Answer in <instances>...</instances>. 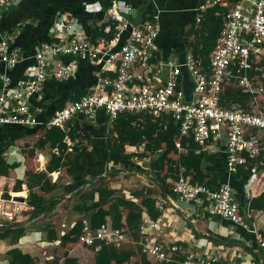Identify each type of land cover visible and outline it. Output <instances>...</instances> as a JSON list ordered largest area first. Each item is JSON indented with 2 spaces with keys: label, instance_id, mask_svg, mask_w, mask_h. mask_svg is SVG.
<instances>
[{
  "label": "built area",
  "instance_id": "1",
  "mask_svg": "<svg viewBox=\"0 0 264 264\" xmlns=\"http://www.w3.org/2000/svg\"><path fill=\"white\" fill-rule=\"evenodd\" d=\"M17 0H0V28L6 12L16 5ZM127 1L126 4H122ZM135 0H109V21L104 29L106 37L93 41L84 33L78 20L65 18L52 29L54 42L45 43L35 56L36 73L13 83L8 75L1 76L0 127L18 126L26 128L56 127L66 130L77 117L94 120L98 111H104L115 123L123 114H143L157 120L172 118L179 124L181 136L192 135L203 151L219 150L222 144L229 172L247 163L245 154L254 158L261 150L264 135V113L246 112L237 106L223 108L221 97L226 81L234 78L245 93L256 89L247 76H237L252 70L264 59V0H204L195 10L201 23L204 13L215 6L226 9L223 14L221 34L208 65L192 54L181 60L174 55L160 56L155 44L161 28L158 17L139 20L134 8ZM20 31L6 35L0 40V67L12 71L19 63V50L14 44ZM69 57L66 65L60 58ZM96 61L104 73L113 77H101L90 93L80 100L69 103L47 122L39 120L40 107L31 101L50 78L68 80L77 72V62ZM257 70V68H256ZM178 203L199 206L211 217L227 219L245 230L252 229L246 221L251 212L241 216L240 205L230 185L217 188L193 183L182 176L174 184ZM5 201L17 204L15 199L0 197V216L9 223L17 220L20 207L7 211ZM163 204H157L163 210ZM79 243L86 247L101 249V244L120 249L128 241L126 231L116 230L109 223L92 231L88 221ZM66 229L67 225L62 224ZM145 236L143 252L158 263L175 264H220L216 255L190 251L183 255L182 248L165 244L157 236L163 234L159 222L144 216L140 229ZM255 237L264 249V235L255 231Z\"/></svg>",
  "mask_w": 264,
  "mask_h": 264
},
{
  "label": "crops",
  "instance_id": "2",
  "mask_svg": "<svg viewBox=\"0 0 264 264\" xmlns=\"http://www.w3.org/2000/svg\"><path fill=\"white\" fill-rule=\"evenodd\" d=\"M200 2V0L134 1L135 17L139 20L144 21L153 16L158 17L161 28L160 38L155 44L158 55L164 57L174 55L182 60L185 54L189 53L187 45L194 39V36L189 37L188 40L186 36L194 25L195 10ZM126 3L127 1L122 2V4ZM108 6L109 0H17L16 5L3 16L0 40L6 35L20 31L15 41V47L20 52L19 63L12 71L0 67V86L3 75L10 76L15 83L19 79L31 77L36 73L35 56L43 44L54 42L51 31L59 21L62 22L65 18L78 20L86 36L92 39V30L109 21ZM59 60L60 63L66 65L72 61V58L62 57ZM77 66L76 74L68 80L56 78L47 80L40 93L32 99V106L42 109V113L39 114L41 122L47 123L57 111L90 93L101 77L114 76L111 73L102 72L101 65L96 61L80 60L77 62ZM72 122L81 127V134L87 139L84 144L88 145L90 149V157L82 161L79 169L62 170L51 174L53 182L58 181L60 185L64 186L85 179L90 182L99 177L115 174L114 171L119 173L133 170L130 174H126L129 178H125L126 175L116 177L112 187L117 190L123 189L128 199H133L131 194L137 186L153 187L152 181L147 175L151 158L137 157V154L144 152V146H126V153L132 156L130 160L109 150L108 144L110 141L113 142L118 135L114 131V123L108 119L104 111H98L94 120L79 116ZM9 130V127L0 128V142ZM25 130L37 132L40 129L36 127ZM41 136L40 132L31 140L29 138L30 147H33ZM24 144L25 141L21 140L17 142V146L7 151L8 163H20V167L15 172L11 171L10 178L0 177V192L12 195L13 197H11L18 201L16 205L13 202L5 201L6 210L11 211L14 206L20 207L17 221L14 223L30 220L29 215L26 214L31 211L26 202L29 194L27 187L24 185L21 192L13 191L16 180L24 179L27 171V157L21 152ZM74 144L75 142L67 139L70 151ZM223 150L224 148L221 147L219 150L207 151L210 157L205 168L207 166L206 172L211 175V187L230 185L243 215H245L249 212L251 201L264 193V168L255 170L247 177L239 176L237 171L231 173L224 163V156L221 158L218 156L220 153L224 154ZM37 153L40 157L37 166L39 170H43L50 159V149H46L43 154L39 151ZM61 192L62 190L56 191L55 196L60 195ZM70 197L72 195L60 198L54 211L58 210L60 214L61 201ZM169 198L175 200L172 197H165V202H159L163 205L166 204V206L162 205L165 208L162 210L163 218L159 224L163 234L157 236L159 241L181 247L183 255L190 251L216 255L220 259V264H264V249L260 247L255 237V231L264 235V212L254 211L251 219L246 221L251 224L254 230H245L227 219L211 217L199 206L177 202L179 207L175 208L170 204ZM65 212L62 211L61 215H65ZM61 217L63 218V216ZM80 218L81 216L72 215L63 224L68 228ZM14 223H9L0 216V225ZM54 223L58 225L57 231L61 237L64 230L61 228L62 224H58L56 221ZM47 236L43 226H39L36 229H29L27 236L15 246L11 245L9 239L0 240V264H9L7 253L15 247L30 254L39 264H45L48 260L54 261V258L60 259L58 264H65L67 251L69 257L77 259L80 264H95L92 261L95 253L91 247L76 244L65 248L57 244L59 239L56 242H50L47 240Z\"/></svg>",
  "mask_w": 264,
  "mask_h": 264
},
{
  "label": "trees",
  "instance_id": "3",
  "mask_svg": "<svg viewBox=\"0 0 264 264\" xmlns=\"http://www.w3.org/2000/svg\"><path fill=\"white\" fill-rule=\"evenodd\" d=\"M200 1L196 9L204 2V0ZM225 11L226 9L220 6L208 9L204 13L203 20L198 24L196 20L199 13L195 11L194 25L187 32V40L189 37L194 36V39L188 42L187 49L189 51H187L195 58L200 59L205 66L208 65L210 54L214 51L221 34L222 18ZM106 26L107 24H103V26L97 27L98 30L95 27V30H92L91 40L97 41L104 37L111 40L113 33L106 35L104 33ZM14 48H16L15 44ZM254 66L246 75L244 73L240 74L238 71L235 74L237 76H247L256 89L255 93H245L234 78L227 80L221 97L223 108L229 109L237 106L246 112L264 113V102L258 101L260 95L264 96V59ZM258 105L259 107H257ZM71 123L65 131L56 127L46 128L44 126L37 127V129H40L37 132H30L25 130L26 127L2 126V128L9 127L10 130L7 131L4 139L0 142V177L10 178L11 171L15 172L20 167V163H8L7 151L17 146V142L24 140L25 144L21 152L27 157V171L24 179L16 180L13 191L21 192L24 185L27 187L29 194L26 202L31 208V211L26 212L29 219L36 218L45 212L52 213L43 223L29 228L0 229V240L9 239L11 245L15 246L27 236L29 229L43 226L48 234V241L56 242L59 239L57 244L67 248L80 244L79 239L84 230L85 221H88L92 231H97L103 224L109 223L113 229H124L128 241L120 249L102 243L98 244H101V249L98 251L95 249L96 246L92 247L91 250L95 253L92 261L95 264H154L155 260L144 254L141 244L145 239V236L140 233L144 216H148L155 222H159L163 218V211L157 207L160 201L165 202L162 190L168 197L176 199L173 192L174 184L182 176L191 178L193 183L211 187V175L206 172L207 166L205 168L210 154L202 150V147L194 141L192 135L181 136L179 124L173 121L172 118L155 120L143 114H123L114 123V131L118 136L108 144L109 150L130 160L132 156L126 153V146H144V152L137 154V157L151 158L147 175L151 179L153 187L137 186L131 194L133 199H128L123 189L117 190L112 187L115 178L101 181L89 185L76 196L66 200L63 199L59 210H61V213L66 211V214L61 215L58 210L54 211L55 206L59 204V199L72 195L89 181L85 179L63 186L58 181L53 182L51 179L53 173L79 169L82 161L90 157V149L88 145L84 144L87 139L82 136L81 127L77 123H73V125ZM40 132L42 133L41 138L33 147H30L28 139L31 140ZM68 138L75 142L73 147L70 148L72 151L69 150L67 145ZM261 143V150L257 156L250 158L248 155H244L247 163L245 166L238 167L237 173L239 176L247 177L255 170L264 168V135H262ZM220 146L223 147L221 143ZM46 149H50L51 156L46 163V168L39 170L37 165L40 157H38L39 153L37 152L43 154ZM218 156L220 158L224 156V163L227 167L226 155L220 153ZM125 178H129V176L126 175ZM58 190H62V192L60 195L55 196ZM163 206H166V204L164 203ZM254 211L264 212V193L251 201L249 212L252 214ZM239 214L245 216L241 208ZM72 215H78L81 218L72 226L69 225L68 228L64 229L61 237H59L58 225H55L54 221L63 224ZM7 256L9 264H39L30 254L24 253L17 247L8 251ZM54 259V261L48 260L45 264H58L60 259ZM65 264L80 263L77 259L70 258L67 251ZM156 264L175 263L156 262Z\"/></svg>",
  "mask_w": 264,
  "mask_h": 264
},
{
  "label": "water",
  "instance_id": "4",
  "mask_svg": "<svg viewBox=\"0 0 264 264\" xmlns=\"http://www.w3.org/2000/svg\"><path fill=\"white\" fill-rule=\"evenodd\" d=\"M131 172H133V170H127V171H124V172H119V173H115V174H110L108 176H103V177H99V178H96L90 182H88L86 185H83L81 186L80 188H78L73 194L72 196H76L78 195L80 192H82L88 185H91V184H97L101 181H105V180H109V179H112V178H116L118 176H123V175H126V174H130ZM163 193H164V196L166 198H168V195L164 192V190H162ZM0 197L2 199H6V200H11V199H14L12 197H10L8 194L6 193H1L0 192ZM50 212H45L41 215H39L38 217L36 218H33V219H30L28 221H25V222H20V223H14V224H10V225H0V229H17V228H28V227H31V226H35L37 224H40L41 222H43L45 219H47L48 215H49Z\"/></svg>",
  "mask_w": 264,
  "mask_h": 264
},
{
  "label": "rangeland",
  "instance_id": "5",
  "mask_svg": "<svg viewBox=\"0 0 264 264\" xmlns=\"http://www.w3.org/2000/svg\"><path fill=\"white\" fill-rule=\"evenodd\" d=\"M258 101H263L264 102V96H262V95H260V97L258 98ZM257 107H259V105L257 106ZM263 107H264V105H263ZM136 184V183H135ZM6 188V187H5ZM10 197L12 196V195H9ZM13 197V196H12ZM154 264H156V262L154 261L153 262Z\"/></svg>",
  "mask_w": 264,
  "mask_h": 264
}]
</instances>
